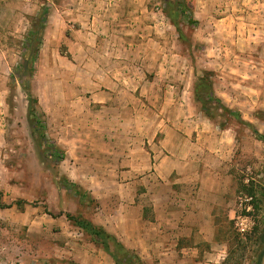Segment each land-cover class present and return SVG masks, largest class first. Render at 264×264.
<instances>
[{
	"label": "rangeland",
	"instance_id": "374dc122",
	"mask_svg": "<svg viewBox=\"0 0 264 264\" xmlns=\"http://www.w3.org/2000/svg\"><path fill=\"white\" fill-rule=\"evenodd\" d=\"M253 129L264 0H0V264H116L87 222L121 264H264V198L254 212L241 186H264Z\"/></svg>",
	"mask_w": 264,
	"mask_h": 264
},
{
	"label": "trees",
	"instance_id": "16d2710c",
	"mask_svg": "<svg viewBox=\"0 0 264 264\" xmlns=\"http://www.w3.org/2000/svg\"><path fill=\"white\" fill-rule=\"evenodd\" d=\"M32 36H33L32 33H28L26 35V40L31 41L30 38ZM30 52H29L28 56L24 55V56L28 57L27 59H29V58L33 59V57H34L35 50H33V51L30 50ZM204 80H205V78L203 76L201 78H199V84L201 85V90L206 92V89H207L208 93L210 95H213L212 89L209 86V82L208 81L204 82ZM215 99L221 105L220 108L222 110H228L226 107H224V105L221 104V102L218 98H215ZM28 102H29V105H28L27 116H28V121L30 123V126L32 128V131H34V132L40 131L42 133L41 128L43 127L44 124L40 120V117L37 114L36 109L34 108V103H36V101L34 99H32V97H30V93H28ZM253 131L256 134V136L258 137V139L264 143V135L259 134L257 132V130L253 129ZM52 155L55 156L58 160L63 159V154H60L58 152V150H55L52 153ZM241 186H242V190L246 194V197L249 199L248 206H250V208L254 212L257 213L261 208V203H262L261 201L264 198V186H254L252 183L246 184V185L242 184ZM257 187H258V189H257ZM80 227L87 229L91 234H93L94 238L96 239L95 241H97L102 246L104 251L106 253H108L113 258V260L116 264L122 263L123 257L120 256L119 253L122 250H124L122 252L127 254L128 251L117 240V238L115 236L108 234L104 229H102L100 227L94 226L91 222H87L86 224H80ZM258 232H259V223L255 222L254 225L251 227V229L247 233H245V235L243 236V239L240 237L239 234H236L237 235L236 236L237 244L245 247V244L247 245L248 243H250V241L253 240V237L258 234ZM110 242H112L115 245V247H116L115 250H111ZM123 256H124V254H123ZM262 257H263V254H260L258 256V258L255 260V264H260Z\"/></svg>",
	"mask_w": 264,
	"mask_h": 264
},
{
	"label": "crops",
	"instance_id": "0c3cea01",
	"mask_svg": "<svg viewBox=\"0 0 264 264\" xmlns=\"http://www.w3.org/2000/svg\"><path fill=\"white\" fill-rule=\"evenodd\" d=\"M224 164V163H223ZM178 173V172H177ZM153 175H154V177L156 176L157 177V175H159L158 173H152ZM170 175H171V172H168V174L166 175V176H160V179H161V181H162V183H160V184H162V185H164L165 187H167V188H169V190H170V188H171V186H172V180L170 179ZM219 178H221L220 180H219ZM217 177L216 179H214V181H216V186H215V188H214V190H215V192L212 194L213 195V197L214 196H216L217 194H218V191H219V189L221 188L222 190H225L226 189V187H225V183H226V179H227V177H225L224 175L223 176H221V177ZM152 179V178H151ZM208 179L209 180H212L213 178L212 177H207L206 179H204L202 182H203V186L204 187H210V185H209V182H208ZM178 180H180V181H186L184 178H179ZM153 182H150L151 184H150V186L148 187V189H147V191H146V193L147 194H149V195H151V196H154L155 194H156V190L158 189V182L159 181H155V180H152ZM211 187H212V185H211ZM210 187V188H211ZM152 210L154 211V213L156 214V215H160L161 213H163V211L165 210L164 208H162V207H157L155 204H153L152 203ZM156 219H158L157 217H156ZM155 226H157V227H159V228H162L163 227V230H165L166 229V225L165 224H162L161 222H157V223H155Z\"/></svg>",
	"mask_w": 264,
	"mask_h": 264
}]
</instances>
